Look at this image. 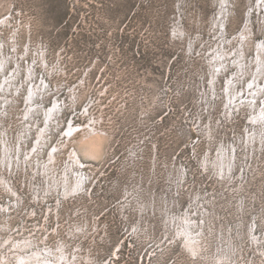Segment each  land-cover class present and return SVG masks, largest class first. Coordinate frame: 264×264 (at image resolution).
<instances>
[{"label": "rangeland", "instance_id": "rangeland-1", "mask_svg": "<svg viewBox=\"0 0 264 264\" xmlns=\"http://www.w3.org/2000/svg\"><path fill=\"white\" fill-rule=\"evenodd\" d=\"M0 264H264V0H0Z\"/></svg>", "mask_w": 264, "mask_h": 264}]
</instances>
